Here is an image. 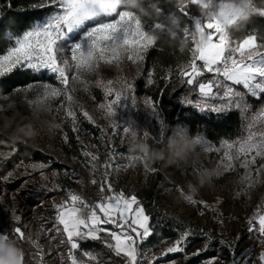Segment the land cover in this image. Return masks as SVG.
<instances>
[{
    "label": "rangeland",
    "instance_id": "rangeland-1",
    "mask_svg": "<svg viewBox=\"0 0 264 264\" xmlns=\"http://www.w3.org/2000/svg\"><path fill=\"white\" fill-rule=\"evenodd\" d=\"M74 74H69V88L74 90L69 94L73 99L68 100L65 96L50 99L45 106L46 110H41L38 104L33 103L35 96L25 89L29 84L40 83H52L60 87L59 82L47 71L37 74L42 79L15 87L0 97V131L30 143L62 164L60 173L43 170L40 174L43 181L49 179L51 184L62 189V193L32 208L33 218L23 230L26 236L33 237L42 247L44 264H71L67 260L68 250H57L58 244L49 235L50 229L45 227V222H54L51 229L54 228V205L68 199L73 192L82 196L86 202L92 200L97 203L102 197L111 194L106 185L105 191H100L105 179L116 191L135 194L141 204L150 183L157 179L162 191L156 195L153 208L185 220L188 226L205 227L203 232L205 235L211 234V242L223 240L228 245L226 249L210 245L207 250L212 249L225 255L238 242L240 251L235 260L239 264H258L264 243H261L258 232L248 231V221L259 212H264V168H260L264 160L257 158V163L248 170L237 163L235 168L225 171L222 164L224 149L221 147L225 140L213 144L202 135L193 137L196 139L199 136L203 143L198 144L195 152L186 160L172 161L167 156H156L154 150L159 149L174 127L180 124L173 123L150 98L136 93L138 79L145 77L150 81L148 73L144 72L143 60L125 58L118 64L100 62L94 70L81 73L80 79H74ZM211 75L205 76L200 82H207ZM108 81L112 82L111 85H108ZM125 81L132 83L133 87L129 89ZM107 87L124 96L116 103L114 116L108 115L106 107H100L115 100V95L107 94ZM192 93L194 95L190 99H200L198 85ZM181 100L177 99L180 105L184 104ZM215 102L220 103L218 100ZM68 110L76 113L75 120L66 115ZM84 112L91 119L85 117ZM160 119L169 125L162 140L159 136ZM125 127L135 130L136 140L147 144L153 151L145 154L139 149H133L131 134L123 131ZM92 156L97 159L92 160ZM257 169H260L259 174ZM207 173L213 174L207 178ZM249 174L251 179L247 178ZM0 194V204H3L4 198L8 204H14L16 192L6 194L0 190ZM15 228L5 224L0 234L11 235ZM174 240L171 238L162 243L153 255L160 256ZM17 241L24 250L26 264H38L33 258L35 247L28 240ZM26 242L30 243L33 250ZM100 242L106 256L101 258L98 253L92 252L98 256V260L92 264H126L122 256L108 249L103 241ZM205 242L195 243L184 256L192 255ZM221 258L222 264H231ZM77 259L88 260L83 255ZM209 259L199 264H208ZM183 261L184 258L176 257L158 261V264H182Z\"/></svg>",
    "mask_w": 264,
    "mask_h": 264
},
{
    "label": "snow or ice",
    "instance_id": "snow-or-ice-1",
    "mask_svg": "<svg viewBox=\"0 0 264 264\" xmlns=\"http://www.w3.org/2000/svg\"><path fill=\"white\" fill-rule=\"evenodd\" d=\"M199 2L178 0L179 11L186 17L190 16L193 24L192 30H182L193 47L189 49L191 59L180 70V76L187 85H198L200 96L196 100L185 97L180 102L201 112L220 114L239 109L247 113L249 104L245 101V93L254 98L264 94V37L248 34L239 42H234L230 37V29L238 25L235 16L229 13L224 18V24L233 25L230 29H225L219 18L206 20L202 15L193 17L189 8L198 6ZM225 6L221 0L219 7L224 9ZM31 7L50 8L52 12L24 31L15 39L14 46L8 48L6 54L0 55V78L21 70L31 74H43L45 71L51 73L60 87L52 83H40L29 84L25 89L33 93V103L36 104L44 102L46 106L50 99L60 96L72 100L73 96L69 93L74 90L69 88L70 73L74 72L73 78L80 79L79 70L86 68L92 71L99 67L100 62L118 64L125 58L143 60V54L156 43V39L145 30L141 18L125 10L120 0H40ZM259 9L261 11L254 14L264 16V8ZM153 27L162 29L164 26L157 23ZM197 33L200 34L199 43ZM122 48L128 50L127 55H121ZM206 74H212L211 79L200 82V78ZM111 83L108 81V85ZM125 83L129 89L133 87L132 83ZM236 86H241L244 91L238 90ZM106 91L109 96L115 95V100L100 107H106L108 114H111L116 103L124 96L111 87H107ZM217 100L220 103H216ZM66 115L73 120L76 118V113L71 110ZM84 116L91 119L87 112H84ZM159 125L162 140L169 125L163 119L159 120ZM123 131L127 133L129 127ZM196 139L198 144L203 143L199 136ZM221 147L224 149L222 164L225 171L232 170L237 163L248 170L257 163V158L264 160V107L250 117L245 134L231 142L225 140ZM91 159L96 160L97 157L92 156ZM260 168H264V163ZM259 170H256L257 174ZM247 178L251 179V175ZM105 185L111 194L95 204L86 202L82 196L73 192L68 199L54 205V228L63 237L60 243L67 246V260L71 264H92L98 260V256L88 250L82 251L87 261L77 259L76 253L82 250L84 241H103L108 249L122 256L126 264H158L160 257L186 254L191 231L180 232L178 238L160 256L153 255L150 250H142V244L154 234L150 215L135 194L116 191L106 179L101 184V192L105 191ZM248 224V231L258 232L261 243H264V212L249 219ZM105 236L107 239H104ZM9 237L21 242L28 240L36 249L33 258L38 264H44L43 249L37 240L26 236L20 227H16L11 235L0 236V240ZM204 238L205 244L192 255H199L210 246L213 238L211 234H206ZM219 243L228 247L223 240ZM21 259L26 264L25 253H22ZM208 264H222V258H210ZM231 264H239V261L233 259ZM258 264H264V251L259 253Z\"/></svg>",
    "mask_w": 264,
    "mask_h": 264
},
{
    "label": "trees",
    "instance_id": "trees-1",
    "mask_svg": "<svg viewBox=\"0 0 264 264\" xmlns=\"http://www.w3.org/2000/svg\"><path fill=\"white\" fill-rule=\"evenodd\" d=\"M40 0H0V55L13 47L15 39L22 35L24 31L30 29L36 22L41 21L51 14L52 9H40L31 7L32 4ZM258 8H264V0H254ZM143 13L137 11L145 30L151 35L158 36L156 43L144 53L143 68L148 73L150 81L145 77L136 81V93L150 98L159 105L166 115L175 124L183 125L191 137L202 135L209 142L219 144L224 140L239 139L246 132V125L252 114L264 107V94L260 97H251L245 93V101L249 104L247 113H242L239 109H232L227 113L201 112L198 109L187 105H180L177 99L187 97L190 99L197 86H190L184 82L180 76V70L186 67L191 59L189 49L193 47L192 42L186 39L183 33L184 28L192 30L193 24L189 17L179 11L178 3L173 0H144ZM159 9V11H157ZM190 14L195 17L201 15L197 6H190ZM178 18V26H173L171 18ZM161 24L162 29L153 27ZM176 32V37L169 34V29ZM256 34L264 37V16L254 14L246 22H242L230 29V37L234 42H239L245 35ZM187 41L182 45V41ZM205 76H209L206 74ZM204 78V77H203ZM203 78H200L202 81ZM42 79L37 74H31L23 70L9 74L0 78V97L13 88L23 86L28 83ZM238 90L244 91L241 86H236ZM61 165L52 156L35 148L30 143L20 138L10 137L0 131V190L7 193H17L13 199L14 204H8L6 198L0 204V231L8 224L10 227H20L22 230L28 226V222L33 218L32 208L39 206L44 200L52 198L62 193V189L50 180L43 181L40 174L43 170L60 173ZM43 166V167H42ZM11 174V175H9ZM8 177V179H4ZM37 177V178H35ZM157 179L150 183L146 196L142 199V205L147 214L150 215V223L154 229V234L142 244V250H150L155 253L159 246L165 241L173 238L177 239L182 231H191L192 236L187 245L188 251L195 243L205 240V227L198 225L188 226L185 220L153 208L156 202V195L162 191V186L157 184ZM1 195V194H0ZM95 204V201H87ZM53 213V210H50ZM19 217V219H16ZM46 220V218H44ZM54 222H45V227L49 230V235L58 244L57 250H68L66 245L60 243L61 237L51 227ZM111 227V226H110ZM55 231V232H54ZM26 244L33 250L29 242ZM211 247L225 245L219 242H210ZM81 251L77 252V258L82 255V251L88 250L96 252L102 258L106 252L100 241L82 242ZM226 251V250H225ZM240 251L238 242L232 251L226 254H218L215 250L208 249L199 255L184 256V254H169L159 261L170 260L176 257L184 258L182 264H199L201 261L220 256L231 262Z\"/></svg>",
    "mask_w": 264,
    "mask_h": 264
},
{
    "label": "clouds",
    "instance_id": "clouds-1",
    "mask_svg": "<svg viewBox=\"0 0 264 264\" xmlns=\"http://www.w3.org/2000/svg\"><path fill=\"white\" fill-rule=\"evenodd\" d=\"M221 0H200L198 4L199 13L206 19L212 20L219 18L222 22V26L225 29H230L233 25L224 24V18L229 13L235 16L237 24L246 22L254 14V12H259L261 9L256 7L254 0H223V3L226 5L224 9L219 7ZM144 0H120L121 6L125 10L130 11L133 15H137V11L143 13L145 11L143 7ZM173 26H178V18H171L170 20ZM169 34L173 37H176V32L171 28L169 29ZM155 39H158V36L152 35ZM197 42H200V34L197 33ZM182 45H186L187 41H182ZM128 50L126 48L121 49V55H127ZM81 73L89 72L88 69L79 70ZM75 79V78H74ZM41 110H46L45 103L42 102L38 104ZM109 116L116 115L115 112L108 114ZM133 141V149H139L145 154H149L153 150L149 148L147 144L140 143L136 140L137 132L129 127V131ZM198 146L197 139L191 137L187 131V128L182 125H176L174 130L170 135L167 136L164 144L159 148L154 150L155 155L158 157L167 156L172 161H183L186 160L190 154L195 152ZM213 173H207L206 177L210 178ZM6 234H0L4 236ZM24 253L22 246L15 239L9 237L7 239L0 240V264H24L21 256Z\"/></svg>",
    "mask_w": 264,
    "mask_h": 264
},
{
    "label": "built area",
    "instance_id": "built-area-1",
    "mask_svg": "<svg viewBox=\"0 0 264 264\" xmlns=\"http://www.w3.org/2000/svg\"><path fill=\"white\" fill-rule=\"evenodd\" d=\"M145 250H147V249H145ZM153 254V253H152Z\"/></svg>",
    "mask_w": 264,
    "mask_h": 264
}]
</instances>
